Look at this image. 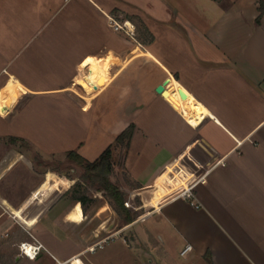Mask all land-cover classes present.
<instances>
[{
    "label": "crops",
    "instance_id": "obj_1",
    "mask_svg": "<svg viewBox=\"0 0 264 264\" xmlns=\"http://www.w3.org/2000/svg\"><path fill=\"white\" fill-rule=\"evenodd\" d=\"M111 146L115 184L143 211L120 232L156 220L160 264H264V0H0L4 222L45 247L61 230L73 251L58 264L88 254L119 216L95 224L107 208L84 212L53 163ZM19 246L14 264L44 259Z\"/></svg>",
    "mask_w": 264,
    "mask_h": 264
},
{
    "label": "rangeland",
    "instance_id": "obj_2",
    "mask_svg": "<svg viewBox=\"0 0 264 264\" xmlns=\"http://www.w3.org/2000/svg\"><path fill=\"white\" fill-rule=\"evenodd\" d=\"M122 152L124 151L121 150L120 155L117 157V161L123 158ZM53 168L68 176L70 181L73 182L72 188L79 184V188L76 189L78 195H86L90 199L86 211H90V213L94 215L99 209L104 211V209L107 208V211L103 212L101 217H98L94 221L95 224L100 223V221H103L110 215L115 216L114 212H116V210L108 192L104 189L102 190V188H98L93 181H84L82 178L84 170L76 163L62 165L60 162L54 161ZM72 169L75 171H71ZM113 172L114 176L113 174L111 175V180L115 183V180H119L122 177L123 187H125L124 173L119 171V178L116 179V172ZM120 183L121 181L119 180V184ZM127 197L128 200L130 198L129 194ZM133 203L138 204L139 199L135 198V200L132 201V204ZM108 205H110L111 209ZM134 207L135 204L129 208L134 214L143 212L140 209L134 212ZM5 216L9 218V221L4 222L2 219L1 224L3 229L8 232L9 236L0 239V264H14L15 257L18 255L15 249L16 243H21V238L25 237L26 240H29L32 237L30 235L31 233L27 232L24 225L17 219H13L12 215L6 214ZM118 216L119 218L116 216V219L112 220L110 223L112 229L104 230L101 236L96 240L98 241L110 237V240L103 245V248H99L96 252H89L87 248L89 253L74 261L72 264H160V260L163 257V248L161 246L162 241L156 220L149 219L141 222L139 221L131 229L121 233L122 219L119 214ZM44 237L46 241H49L46 250L42 252L44 259L40 261L36 260L33 264H58V261L52 259V255L64 260L62 255L73 249V247L69 245L64 233L55 226L48 231ZM172 258L174 262L172 259H166V264H186V260L183 259L178 252L174 253ZM25 262L26 261H24V263Z\"/></svg>",
    "mask_w": 264,
    "mask_h": 264
},
{
    "label": "trees",
    "instance_id": "obj_3",
    "mask_svg": "<svg viewBox=\"0 0 264 264\" xmlns=\"http://www.w3.org/2000/svg\"><path fill=\"white\" fill-rule=\"evenodd\" d=\"M133 126L124 131L117 139V144L127 145L131 138ZM71 161H74L80 168L84 170L83 180L93 181L98 188H102L108 192L115 207L116 212L120 215L123 224L132 223L136 214L130 211L124 199L125 194L120 190L117 184L111 180V175L114 171L113 163V146L107 148L104 153L94 162H88L81 158L76 152L71 151L68 154ZM79 184L72 188L71 196L75 201L81 203L84 212L87 210V205L90 199L86 195H78L76 189ZM78 191V190H77Z\"/></svg>",
    "mask_w": 264,
    "mask_h": 264
},
{
    "label": "built area",
    "instance_id": "obj_4",
    "mask_svg": "<svg viewBox=\"0 0 264 264\" xmlns=\"http://www.w3.org/2000/svg\"><path fill=\"white\" fill-rule=\"evenodd\" d=\"M113 26H114L115 30H118V31L119 30H126V32H130V31H128L127 27L124 28V27L120 26L119 24H114ZM181 196L183 198L191 201V204L195 205L197 208L200 207L199 205H197L195 203V196L193 194L192 188H188L187 190L182 192ZM0 207H1V202H0ZM4 214H5V212L0 215V239H3L5 237L9 236L8 232L5 231V229H3V226L1 224V219H2V216ZM13 219H16V217L13 216ZM30 235L32 237V242H27V241L21 242L19 249H20V253L23 256H25L31 260H36L39 257V255L43 252V250H46V247L34 235H32V234H30ZM109 240H110V237L107 239H100L98 242H96L95 244L90 246L88 248V251L89 252H96L99 248H103V245ZM192 249H193V247L190 244H188L184 248V250L181 252L182 256L186 255ZM60 264H64V263H60Z\"/></svg>",
    "mask_w": 264,
    "mask_h": 264
},
{
    "label": "water",
    "instance_id": "obj_5",
    "mask_svg": "<svg viewBox=\"0 0 264 264\" xmlns=\"http://www.w3.org/2000/svg\"><path fill=\"white\" fill-rule=\"evenodd\" d=\"M168 82H169V79H167L166 82H165L164 84L160 85V86L157 88V92H158L159 94H162L163 96H165V95H164V94H165V91H166L165 86L168 84ZM180 93H181L182 98L185 99V98L187 97V94L184 92V90H183L182 88L180 89Z\"/></svg>",
    "mask_w": 264,
    "mask_h": 264
},
{
    "label": "bare ground",
    "instance_id": "obj_6",
    "mask_svg": "<svg viewBox=\"0 0 264 264\" xmlns=\"http://www.w3.org/2000/svg\"><path fill=\"white\" fill-rule=\"evenodd\" d=\"M89 83V82H88ZM165 96H167L168 95V92H165V94H164ZM12 104H13V101H11L9 104H8V106L9 107H11L12 106Z\"/></svg>",
    "mask_w": 264,
    "mask_h": 264
}]
</instances>
